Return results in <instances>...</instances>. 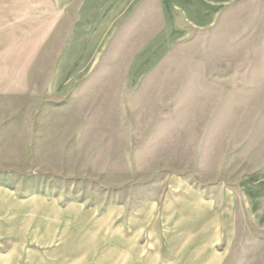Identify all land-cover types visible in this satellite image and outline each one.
I'll list each match as a JSON object with an SVG mask.
<instances>
[{"label":"rangeland","instance_id":"obj_1","mask_svg":"<svg viewBox=\"0 0 264 264\" xmlns=\"http://www.w3.org/2000/svg\"><path fill=\"white\" fill-rule=\"evenodd\" d=\"M52 9L0 0V220L132 244L178 241L200 217L232 212L231 262L264 264L239 195L264 169V0L226 7L139 94L103 73L66 98L49 88L61 44L36 36Z\"/></svg>","mask_w":264,"mask_h":264},{"label":"crops","instance_id":"obj_2","mask_svg":"<svg viewBox=\"0 0 264 264\" xmlns=\"http://www.w3.org/2000/svg\"><path fill=\"white\" fill-rule=\"evenodd\" d=\"M235 1L52 0L49 27L41 25L36 35L39 43L61 44L50 92L72 96L104 73L128 94H139L179 46L219 24ZM239 195L247 222L264 236V169L241 182ZM203 218L191 233L184 227L178 241L158 242L155 235L150 242L135 237L132 244H115L92 232L10 216L0 220V264H238L231 262L237 214L224 212L213 222Z\"/></svg>","mask_w":264,"mask_h":264}]
</instances>
